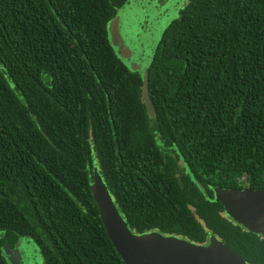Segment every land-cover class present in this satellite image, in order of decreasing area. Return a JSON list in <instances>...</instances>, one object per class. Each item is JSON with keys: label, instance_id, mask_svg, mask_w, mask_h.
Listing matches in <instances>:
<instances>
[{"label": "trees", "instance_id": "1", "mask_svg": "<svg viewBox=\"0 0 264 264\" xmlns=\"http://www.w3.org/2000/svg\"><path fill=\"white\" fill-rule=\"evenodd\" d=\"M186 1L148 69L152 126L108 38L128 0H0V264L20 237L45 264H125L95 168L133 233L216 236L264 264V236L214 196L264 190V0Z\"/></svg>", "mask_w": 264, "mask_h": 264}, {"label": "water", "instance_id": "2", "mask_svg": "<svg viewBox=\"0 0 264 264\" xmlns=\"http://www.w3.org/2000/svg\"><path fill=\"white\" fill-rule=\"evenodd\" d=\"M91 192L108 238L125 264H248L216 236L208 244H195L159 232L133 233L96 168ZM214 196L232 221L264 236V190L215 187Z\"/></svg>", "mask_w": 264, "mask_h": 264}, {"label": "rangeland", "instance_id": "3", "mask_svg": "<svg viewBox=\"0 0 264 264\" xmlns=\"http://www.w3.org/2000/svg\"><path fill=\"white\" fill-rule=\"evenodd\" d=\"M186 3V0H128L108 25V38L117 56L142 80L141 99L152 126L155 112L148 95V69L164 31L180 17ZM157 141L160 142L159 137ZM1 254L8 264H45L41 248L27 237L17 239L14 246H2Z\"/></svg>", "mask_w": 264, "mask_h": 264}]
</instances>
